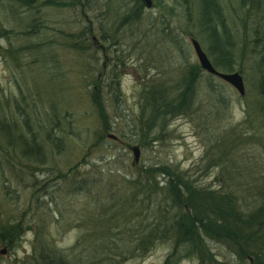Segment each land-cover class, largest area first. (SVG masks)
I'll return each mask as SVG.
<instances>
[{
	"label": "rangeland",
	"instance_id": "1",
	"mask_svg": "<svg viewBox=\"0 0 264 264\" xmlns=\"http://www.w3.org/2000/svg\"><path fill=\"white\" fill-rule=\"evenodd\" d=\"M52 1L54 5L26 9L15 0H0V113L42 139L53 108L61 126L57 145L43 154V162L23 157L18 149L0 152V220H25L15 245H0V264H26L41 225L57 248L70 250L88 234L82 226L88 210L95 216L101 206L113 209L115 204H124L130 217L124 230L115 231H123L128 241L117 264H165L171 239L160 238L147 250L137 246L158 210L176 211L163 202L159 190L147 196V179L139 176L145 174L143 168H171L196 186L237 198L248 194V199H237L238 205L245 211L256 207L264 180L262 56L257 53L264 34L253 36L248 48L238 45L234 50L243 96L200 67L194 106L168 118L147 139L138 123L141 88L150 82L174 88L186 67L199 65L191 38L208 54V43L196 26L198 0H152L150 8L143 5L139 21L128 25L118 21L133 0H90L84 14L78 7L57 4L68 0ZM220 2L226 26L231 32L236 27L242 39L248 37L252 17H264V10L254 12L239 0ZM86 27L87 38L77 40L74 35ZM73 41L79 49L68 47ZM95 76L107 83L115 78L120 90L117 99L104 94L110 125L106 132L91 101ZM133 146L140 150L137 162ZM154 179L163 186L164 177ZM207 245L219 261L237 262L226 243L209 238ZM170 264L201 263L199 257L182 253Z\"/></svg>",
	"mask_w": 264,
	"mask_h": 264
},
{
	"label": "trees",
	"instance_id": "2",
	"mask_svg": "<svg viewBox=\"0 0 264 264\" xmlns=\"http://www.w3.org/2000/svg\"><path fill=\"white\" fill-rule=\"evenodd\" d=\"M262 1L264 3V0ZM15 2L26 9L55 4L52 0H15ZM89 2L92 3L90 0H68V2L62 1L57 4L72 10L78 7L84 14L91 7ZM245 3L246 0L243 1V4ZM142 7L140 0H133L126 12L119 16L118 22L126 25L138 22L142 15ZM198 15L196 26L203 34L202 40L205 39L208 43L206 51L212 65L222 72L234 71V41L229 34L225 33L220 0H198ZM35 27H38V24ZM3 29L0 28V34ZM89 30L90 27H86L74 36L77 40H85ZM246 44L244 39V45ZM37 46L38 44H35V47ZM78 46L75 41L68 45L75 49H79ZM258 47L262 48V45L259 44ZM29 48H32V45ZM260 52L259 50L257 53ZM261 61L259 90L264 94V58ZM200 70L198 64L186 67L174 88L160 82H150L141 88L138 123L143 127L141 131L143 138L150 139L152 130L157 126L162 128L168 118L186 114L191 110L198 89ZM239 72H241L240 68ZM90 84L93 85L91 101L99 115L101 128L106 132L110 129V125H107L104 94L107 93L117 99L120 97V90L115 78L107 83L95 76ZM104 85L108 89L102 88ZM64 115L63 113L60 119L64 118ZM55 118L57 119V115L53 108L50 116L46 117L42 139L37 131L31 130L29 126L25 129L16 119L6 118L0 113V152L7 155L8 152L18 149L23 157L43 162V154L51 146L57 145L56 141L59 139L56 133L61 130V126L60 123H55ZM41 126L43 128L44 125ZM155 171H159L156 175L164 177L163 186L159 187L155 181ZM142 172L146 175L139 173V176L147 179V188L144 190L147 196H152L159 190L163 202L175 208L176 211L158 210L154 221L145 230L142 229L144 233L139 237L138 249L147 250L160 238L171 239L172 250L165 259V264L174 263L182 253L199 257L201 264H264L263 179L260 180L257 192L260 197L258 199L261 201L253 209L245 211L240 208L237 199H246L248 194L237 198L235 194L223 190L196 186L171 168L160 170L149 167L143 168ZM126 201L128 200L124 199L123 203ZM115 206L113 209H104L105 206H101L102 210L95 216H92L91 210H88V216L82 225L87 229L88 234L82 238L79 237L74 247L66 252L56 247L54 239H50L51 235L44 234L46 225L38 226L34 233L33 251L26 264H117L123 254L128 251L126 246L128 241L123 238V231H115L117 228L124 230L130 217L124 204H115ZM78 226L80 227L79 223ZM24 230L25 220L21 216L0 220V245L11 249ZM209 238L226 243L233 251L238 263L219 261L212 255L207 245Z\"/></svg>",
	"mask_w": 264,
	"mask_h": 264
},
{
	"label": "water",
	"instance_id": "3",
	"mask_svg": "<svg viewBox=\"0 0 264 264\" xmlns=\"http://www.w3.org/2000/svg\"><path fill=\"white\" fill-rule=\"evenodd\" d=\"M142 4L150 8L152 6V0H140ZM191 45L193 47L194 53L197 57L198 63L205 72L216 76L223 80L224 82H227L229 85H231L239 95H244L245 93V86L243 77L240 72L238 71H232V72H222L217 70L211 63L208 55L205 53V51L202 49L199 41L195 38L190 39ZM132 151L134 153V161L137 162L139 158L140 150L137 146L132 147ZM1 253H4V249L0 251Z\"/></svg>",
	"mask_w": 264,
	"mask_h": 264
},
{
	"label": "flooded vegetation",
	"instance_id": "4",
	"mask_svg": "<svg viewBox=\"0 0 264 264\" xmlns=\"http://www.w3.org/2000/svg\"><path fill=\"white\" fill-rule=\"evenodd\" d=\"M241 2V5H243V1L244 0H239ZM246 6L251 9L254 12H260L264 10V3L262 0H246ZM243 7V6H242ZM256 16V15H255ZM255 16L252 17V22L250 23L249 26V30L248 33H246V36H248L246 38V45H244V37L242 39V35H239L238 30L235 28H233L232 32L228 29V27L226 26V24L224 23V27L226 29L225 33L229 34L231 36V38L234 41V48L236 49V47L238 45H242V46H246L247 48L249 47V44L251 43L250 41H252V37L253 36H257V35H262L264 34V19L263 18H255ZM243 20V19H242ZM250 20V19H249ZM247 23V22H246ZM241 27H243V25L241 24ZM264 40V38L262 39ZM262 45V48H260V55L262 56V58H264V44H260ZM243 77V76H242ZM243 96V95H242Z\"/></svg>",
	"mask_w": 264,
	"mask_h": 264
}]
</instances>
